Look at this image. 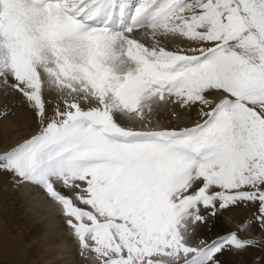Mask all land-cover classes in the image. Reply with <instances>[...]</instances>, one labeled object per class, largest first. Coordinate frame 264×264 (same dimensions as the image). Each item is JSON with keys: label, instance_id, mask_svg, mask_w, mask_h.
Listing matches in <instances>:
<instances>
[{"label": "snow or ice", "instance_id": "6c2138e0", "mask_svg": "<svg viewBox=\"0 0 264 264\" xmlns=\"http://www.w3.org/2000/svg\"><path fill=\"white\" fill-rule=\"evenodd\" d=\"M0 90V264H264V0H0Z\"/></svg>", "mask_w": 264, "mask_h": 264}, {"label": "rangeland", "instance_id": "374dc122", "mask_svg": "<svg viewBox=\"0 0 264 264\" xmlns=\"http://www.w3.org/2000/svg\"><path fill=\"white\" fill-rule=\"evenodd\" d=\"M47 95L48 98L51 100L52 106H55V104L57 103V97L55 92L48 93ZM8 99L11 98L5 97L3 91L0 90V109L3 108L4 103ZM17 117L13 119L16 120L18 126L23 130V134L9 139L8 143L5 144L2 142L3 135L2 133H0V150H3L7 147H11L15 143L22 140L29 132L35 130L34 123L27 121L22 116L21 118L20 115H18ZM154 119L159 121L161 125L174 126L177 123L175 117L167 109H161L160 111H158ZM21 201L24 204L21 203ZM25 205L27 204L25 203L18 190H16L11 184L4 185L3 182L0 181V208L3 209L5 219L11 224L22 227L27 230L29 227L28 225L32 222L31 220H26V216L24 215V210H26ZM246 215H248V210L243 207L235 210L233 213H224L223 217L213 222L211 231H209L208 229H203L202 234L206 236L210 235L212 237H214L217 233L225 234L228 231L234 230L236 228V221L243 219ZM28 231L30 235L36 234V231H33L32 229H28ZM241 259L244 264H250L252 256L251 254H244ZM32 260L35 261V264H47L48 257L42 256V254L39 252H34ZM57 264H63V261H58ZM80 264H83V261H80Z\"/></svg>", "mask_w": 264, "mask_h": 264}, {"label": "bare ground", "instance_id": "6f19581e", "mask_svg": "<svg viewBox=\"0 0 264 264\" xmlns=\"http://www.w3.org/2000/svg\"><path fill=\"white\" fill-rule=\"evenodd\" d=\"M21 117V116H20ZM18 118V117H17ZM22 118V117H21ZM1 135V134H0ZM3 138V137H2ZM18 194V193H17ZM20 196V195H19ZM25 201V200H24ZM20 202V201H19ZM21 203H23L22 201H21ZM25 203L27 204V202L25 201ZM24 204V203H23ZM26 206V210H24L25 212H24V215L26 216V220H31V222L32 223H28L29 225V227H28V229L30 230V229H32L33 231H36V233L40 230V228L42 227V225H40L39 223H37L36 222V219L33 217V215H32V212H31V210H30V207H29V205L27 204V205H25ZM23 217V216H22ZM27 229V230H28ZM31 233V232H30Z\"/></svg>", "mask_w": 264, "mask_h": 264}]
</instances>
